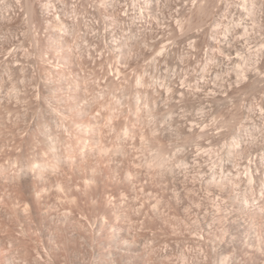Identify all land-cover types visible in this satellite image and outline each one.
<instances>
[{
	"label": "rangeland",
	"instance_id": "374dc122",
	"mask_svg": "<svg viewBox=\"0 0 264 264\" xmlns=\"http://www.w3.org/2000/svg\"><path fill=\"white\" fill-rule=\"evenodd\" d=\"M0 264H264V0H0Z\"/></svg>",
	"mask_w": 264,
	"mask_h": 264
},
{
	"label": "bare ground",
	"instance_id": "6f19581e",
	"mask_svg": "<svg viewBox=\"0 0 264 264\" xmlns=\"http://www.w3.org/2000/svg\"><path fill=\"white\" fill-rule=\"evenodd\" d=\"M41 169H38V172L40 171Z\"/></svg>",
	"mask_w": 264,
	"mask_h": 264
}]
</instances>
